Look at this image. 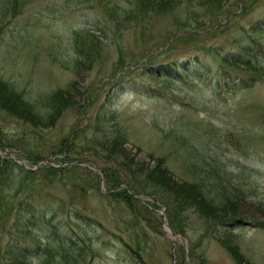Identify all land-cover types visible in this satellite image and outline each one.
<instances>
[{
	"label": "rangeland",
	"instance_id": "rangeland-1",
	"mask_svg": "<svg viewBox=\"0 0 264 264\" xmlns=\"http://www.w3.org/2000/svg\"><path fill=\"white\" fill-rule=\"evenodd\" d=\"M48 1L27 2L11 17L1 34L0 75L30 92L67 85L71 101L54 113L51 125L26 114L15 117L0 103V264H244L221 244V235L251 262L264 264V52L255 80L241 82V65L232 57L224 61L225 76L221 68L236 37L264 28V0H212L213 6L175 0L141 17L127 0ZM85 24L100 35L99 51L92 66L66 68L60 63L74 54L71 31ZM106 106L117 113L128 134L123 149L139 167L160 157L182 182L192 178L193 164H224L247 193L238 204L247 223L212 234V222L179 207L164 187L150 192L154 184L143 170L118 168L104 184L102 167L115 160L85 145L97 134L91 117ZM68 161L77 164L65 166ZM124 188L132 192L128 201ZM26 199L33 202L30 212L19 208ZM44 206L56 225L32 216ZM171 210L174 225L185 232L169 225ZM23 242L36 246L34 253L22 255Z\"/></svg>",
	"mask_w": 264,
	"mask_h": 264
},
{
	"label": "trees",
	"instance_id": "trees-1",
	"mask_svg": "<svg viewBox=\"0 0 264 264\" xmlns=\"http://www.w3.org/2000/svg\"><path fill=\"white\" fill-rule=\"evenodd\" d=\"M30 1L32 0H0V46L2 43V32H4V30L7 28L8 23L14 20L11 19V17L17 18L18 14L25 7V4ZM72 1L74 0H51V2L48 1L47 3L68 6ZM107 1L114 3L116 0ZM127 1L131 3L129 9L133 10L134 15L137 17H141L142 13L146 12L147 9L162 11L175 2V0ZM199 1H201L203 4L208 3L204 4L205 6H212V0ZM210 2L211 5L209 4ZM9 14H11V16L8 18L7 16ZM260 21H263L264 23V19H261ZM263 31L264 28H248L244 31L245 33L238 36L239 38L236 37L234 39V43L229 49H227L228 52H225L222 57L223 62L221 63V68L224 66L222 69L224 76L228 73V69L225 67L224 62L228 60V57H232V64L241 65L240 70L236 72V75L241 77V82H248L250 78L255 80L261 75V72H257L254 69L258 67V64L260 65V58L258 57L259 51L261 50L264 52ZM93 32L94 29L87 24L81 27V29H72L69 39L74 54L64 61L62 60L63 62L60 63L62 66L66 68H73V66H92V62L95 59L97 51H99L100 45V35H97L99 36L97 37ZM54 57H58V55H54ZM55 61L58 62L59 58H57ZM176 74H178V76L184 77L182 75V71H176ZM230 78L234 82L236 76H230ZM226 83L230 85L232 82L226 81ZM236 84L240 83L238 82ZM20 86L21 84H17L13 80L4 78L2 75H0V103L9 109L11 114H26L31 120L33 118L39 119L43 125L53 124L55 122L54 113L59 112L60 110L67 107L69 105V100L71 101V98L67 96V92H69L67 85L65 88L58 87L49 92H44L43 90H31L30 92L25 88H21L22 86ZM64 93L65 96H63ZM43 110L47 111L46 116L43 115ZM99 110L100 111H97L94 116L91 117L93 119L92 128L97 131L96 137L100 135L103 137L100 140H97L95 137L94 139H91L90 144L87 143L85 146L86 149H89V151L92 153L96 152L97 155L105 156L106 160H109V158L113 156L115 161H110V164L113 163V165L102 167L107 173L105 174L104 178L107 180V182H109V176L118 173V171H116L118 168L122 169V167H125L130 169L133 174L136 173L137 170H143L144 179H147L149 180L147 182H153L154 184L152 185L153 187L151 186L152 188L150 189V192H152L154 195H157L158 192L162 190L160 187H164L169 192V196L179 203V207L192 209V212H195L204 218V222L206 224L212 222V228H210L211 225L209 226L212 234L220 233L222 231L223 233L228 234L232 232V230H235L236 227L241 225H238L237 221L239 217L244 218V215L241 214L242 212L239 210L238 204L239 201L245 199L247 193L244 192L245 190L243 191L240 187L235 185L236 181H234L235 178L233 177L232 171L226 170L224 164H222L220 161H215L216 164L213 161H202L200 163L193 164L192 167L194 169V174L192 178H183L182 182L178 181V179L173 176L168 166L164 164V160L160 157L156 158L153 165L148 166L145 164V168H143L140 164L141 166L139 167V163L132 160L127 155V152L123 149V143L128 142V134L122 129V124L119 122L117 113L114 110H111V108L108 106L105 108H100ZM106 112L109 113L107 114ZM1 136L3 135H0V137ZM0 139L2 140V138ZM105 140L109 142L108 146H104L102 144ZM65 141V138L62 139V144L65 143ZM98 150L100 152H97ZM103 151H106V153H103ZM35 160L36 161H33L34 163L40 161L41 158L38 157ZM110 167H113L115 170H111ZM115 181L116 180H114V182ZM146 184L147 183L145 182L141 185L144 187ZM129 186L136 187L134 186V183L132 185L129 184ZM248 189L249 192L254 194L255 187L248 185ZM134 190L142 193V191L139 189L134 188ZM130 192L131 191L129 188H124L122 191L124 197L126 196V201L131 199L132 192ZM135 199L138 200L137 198ZM29 202L30 201L27 199L25 201L21 200L19 208H25L27 212H30L34 206L30 205ZM47 208L48 206H44L40 211H33L32 216L37 220L49 221L53 225H56L54 221L50 220L53 211ZM67 210L73 213L75 218L84 220L83 215L75 210L73 206H68ZM172 212V210L169 211V225L172 226V228L176 231L185 232L183 227H176L174 225V221L171 218ZM222 221H226L222 224V227L217 229L213 228L215 223ZM65 223L68 224L67 221H65ZM218 240L224 247L227 248V250L231 252V254H233V257L238 262L241 263V261H243L244 264H256L244 256V254L237 248V246H235L236 244L229 238L228 235H221V238ZM20 244L23 250L20 249L19 251L22 253V255H24L26 251L32 254L36 249V246L28 244L27 242ZM135 251L138 253L137 250ZM21 262V264H23L24 259Z\"/></svg>",
	"mask_w": 264,
	"mask_h": 264
},
{
	"label": "bare ground",
	"instance_id": "bare-ground-1",
	"mask_svg": "<svg viewBox=\"0 0 264 264\" xmlns=\"http://www.w3.org/2000/svg\"><path fill=\"white\" fill-rule=\"evenodd\" d=\"M125 1H126V0H125ZM185 1H186V0H185ZM222 3H223V2H222ZM222 3H221V4H222ZM177 4H178V3H177ZM221 4H219V5H221ZM217 5H218V4H217ZM212 6H213V5H212ZM139 8H140V7H139ZM1 29H2V28H1ZM248 70H249V69H248ZM106 113H107V112H106ZM108 113H109V112H108ZM108 113H107V114H108ZM9 114H11V113H9ZM12 115H13V114H12ZM17 115H18V113H17ZM110 115H111V114H110ZM14 116H15V114H14ZM12 117H13V116H12ZM15 117H16V116H15ZM15 119H17V118H15ZM55 119H56V118H55ZM54 121H55V120H54ZM104 121H105V119H104ZM109 121H110V120H109ZM107 122H108V121H107ZM109 123H110V122H109ZM47 125H48V124H47ZM2 134H3V133L0 131V135H2ZM1 137H3V136H1ZM1 137H0V138H1ZM3 147L5 148L4 145H3ZM1 148H2V147H1ZM4 150H6V149H4ZM6 152H7V150H6ZM17 157H18V155H17ZM64 157H65V156H64ZM32 164H34L35 166H39V165L41 164V160L38 161V162H35V163L32 162ZM18 165H19V164H18ZM64 165L67 166V165H70V164H69L68 162H67V163L65 162ZM82 165H83V164H82ZM84 165H85V164H84ZM92 166H93V165H92ZM17 167H18V166H17ZM74 167H75V166H74ZM89 167H90V166H89ZM97 171H98V170H97ZM100 171H101V170H100ZM102 173H103L104 175L107 174L106 171H104V172H102ZM103 182H104V184H107V180H106V179H104ZM32 203H33V202H29L30 205H32ZM48 208H49V207H48ZM48 208H47V209H48ZM242 223H247V220H245V218H242V217L240 218V217H239V219H238V221H237V224L240 225V224H242ZM75 247H76V246H75ZM8 248H9V247H8ZM79 250H82V249H79ZM5 251H6V250H5ZM5 251H4V252H5ZM73 251H74V250H73ZM86 251H87V250H86ZM6 252H7V251H6ZM8 252H9V251H8ZM84 252H85V251H84ZM85 253H86V252H85ZM81 254H82V253H81ZM81 254H79V255H81ZM73 255H74V254H73ZM82 255H83V254H82ZM6 256H7V255H6ZM74 256H75V255H74ZM92 256H93V255H92ZM55 259H56V258H55ZM62 259H64V258H62ZM70 259H72V257H70ZM61 261H62V260H61ZM61 261H60V262H61ZM72 262H73V261H72ZM58 263H59V262H58ZM4 264H5V263H4ZM70 264H71V263H70ZM138 264H139V263H138ZM141 264H142V263H141Z\"/></svg>",
	"mask_w": 264,
	"mask_h": 264
},
{
	"label": "water",
	"instance_id": "water-1",
	"mask_svg": "<svg viewBox=\"0 0 264 264\" xmlns=\"http://www.w3.org/2000/svg\"><path fill=\"white\" fill-rule=\"evenodd\" d=\"M102 178V177H101Z\"/></svg>",
	"mask_w": 264,
	"mask_h": 264
}]
</instances>
